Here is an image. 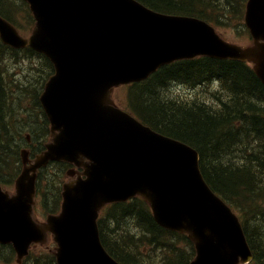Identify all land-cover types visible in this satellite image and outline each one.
Instances as JSON below:
<instances>
[{
  "label": "water",
  "instance_id": "95a60500",
  "mask_svg": "<svg viewBox=\"0 0 264 264\" xmlns=\"http://www.w3.org/2000/svg\"><path fill=\"white\" fill-rule=\"evenodd\" d=\"M26 1L38 22L30 41L2 17L0 35L15 48L29 43L55 63L57 74L41 101L52 132L60 134L17 180L16 196L0 186V244H13L21 260L51 230L59 264H117L100 243L98 211L140 194L164 225L193 232L200 249L196 264H249L246 233L205 183L198 153L115 108L111 92L198 56L253 62L264 84V0L248 2L254 44L245 49L222 40L203 20L157 13L137 0ZM80 154L94 161L86 168L88 179L66 184L62 215L38 226L31 218L38 168L58 158L78 161Z\"/></svg>",
  "mask_w": 264,
  "mask_h": 264
},
{
  "label": "trees",
  "instance_id": "16d2710c",
  "mask_svg": "<svg viewBox=\"0 0 264 264\" xmlns=\"http://www.w3.org/2000/svg\"><path fill=\"white\" fill-rule=\"evenodd\" d=\"M139 1L158 12L216 21L219 26L231 27L234 24L236 34L248 33L244 24L247 0ZM24 6L27 4L22 0H0V15L19 27L17 17L24 11ZM21 54L28 59L38 58L29 63L32 65H27L26 86H23L21 95H25L28 86L31 95L38 101L45 83L55 73L54 66L44 55L30 48L14 50L3 45L0 40V182L6 186L13 184L19 174L20 164L17 152L20 137H16L15 142L7 123L8 119L13 120L8 114L17 97L12 88L7 62H20ZM180 85L190 89L212 85L214 91L210 94L213 98L199 95L181 98L170 94L173 88ZM132 91L135 93H130V108L137 118L158 132L198 149L205 178L242 215L246 237L255 251L253 264H264V183L261 186L264 182V85L252 67L247 63L204 57L180 61L161 68L147 81L133 85ZM38 108L41 120H26L20 129V133L23 130L31 133L33 143L37 146L34 154L44 151L51 138L49 121L39 101ZM238 152H242V155L239 156ZM236 156L242 159L238 160ZM46 183L54 193L52 182ZM110 222L113 228L106 229ZM101 225L103 244L122 264H143L137 257V242L145 236L150 237L149 244H158L168 253L161 264L184 263L183 253L171 243V238L176 234L158 228L140 199L109 206ZM127 225L145 234L140 238L130 236L125 232ZM0 260L15 261L12 247H0ZM23 264L56 262L50 254L32 253Z\"/></svg>",
  "mask_w": 264,
  "mask_h": 264
},
{
  "label": "rangeland",
  "instance_id": "374dc122",
  "mask_svg": "<svg viewBox=\"0 0 264 264\" xmlns=\"http://www.w3.org/2000/svg\"><path fill=\"white\" fill-rule=\"evenodd\" d=\"M236 30L237 29L234 28V24H232L231 27H225L224 29L218 27V32L221 35H223L225 40H228L229 42L237 43V44L241 45L242 47H247V46L252 44L253 41H252V38L250 36H245L243 38H240L235 34ZM24 36L28 37V35H24ZM177 90H179V92L181 94H183L184 96H189L191 93L190 90L189 91L187 90V88H181V89L176 88L175 91H177ZM195 94H197V92L194 91L193 95H195ZM113 98L121 107L127 108L128 107V88L122 87V88L117 89L114 92ZM33 108H34V98L31 95V93H29L25 97H22V99H20V100H16L15 102H12L11 112H9V115H10V118H12L13 120L8 119L9 127H10V124H12L13 127L15 129H17V131H20L24 122L28 119V114L32 112ZM34 114H35V112L32 113V115H34ZM31 118H33V117H31ZM13 132L15 133L16 131H12L10 129V133L14 136ZM28 135H30V134L26 133L25 137ZM14 137H12V138H14ZM242 140H243V138H242ZM263 183L264 182L261 183V186L263 185ZM9 191L12 192V191H14V189H12V190L10 189ZM44 215H45V212L42 211L41 209H39V211L37 212V216H35V218L38 219L39 221H44L45 220L43 218ZM51 244H52V241L49 240L47 243H45L44 246L49 247Z\"/></svg>",
  "mask_w": 264,
  "mask_h": 264
},
{
  "label": "bare ground",
  "instance_id": "6f19581e",
  "mask_svg": "<svg viewBox=\"0 0 264 264\" xmlns=\"http://www.w3.org/2000/svg\"><path fill=\"white\" fill-rule=\"evenodd\" d=\"M191 84V83H190ZM177 89H179V88H177ZM4 119V118H3ZM6 119V118H5ZM3 122H5L4 120H3ZM8 123V122H7ZM2 126V125H1ZM3 127V126H2ZM9 127V126H8ZM4 128V127H3ZM4 129H6V128H4ZM10 131V130H9ZM3 133V132H2ZM1 133V134H2ZM14 133V132H13ZM11 134V133H10ZM15 134V133H14ZM12 135V134H11ZM8 137V136H7ZM14 137V136H13ZM49 138H50V136H49ZM9 139V138H8ZM11 139V138H10ZM13 140V139H12ZM12 140L10 141V142H12ZM6 141H7V138H6ZM3 143V142H2ZM18 143H19V141H18ZM243 143V142H242ZM248 143V142H247ZM7 144V143H6ZM11 144V143H10ZM9 145V144H8ZM11 145H13V144H11ZM7 146V145H6ZM14 146V145H13ZM5 147V146H4ZM11 147V146H10ZM17 147V146H16ZM6 148V147H5ZM1 149V148H0ZM7 149V148H6ZM236 149V148H235ZM10 150V149H9ZM14 150V149H13ZM7 151V150H6ZM236 151V150H235ZM10 153V152H9ZM1 154V153H0ZM10 155V154H9ZM13 155V154H12ZM1 156V155H0ZM238 156H236V158H237ZM239 158V157H238ZM220 159V158H219ZM208 160V159H207ZM212 161V160H211ZM208 162V161H207ZM221 163V162H220ZM224 164V163H223ZM218 165V164H217ZM248 182V181H247ZM263 182V181H262ZM256 184V183H255ZM252 191V190H251Z\"/></svg>",
  "mask_w": 264,
  "mask_h": 264
}]
</instances>
